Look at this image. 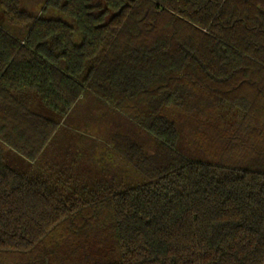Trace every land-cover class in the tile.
I'll return each mask as SVG.
<instances>
[{
	"label": "trees",
	"instance_id": "obj_1",
	"mask_svg": "<svg viewBox=\"0 0 264 264\" xmlns=\"http://www.w3.org/2000/svg\"><path fill=\"white\" fill-rule=\"evenodd\" d=\"M0 10V264H264V0Z\"/></svg>",
	"mask_w": 264,
	"mask_h": 264
},
{
	"label": "rangeland",
	"instance_id": "obj_2",
	"mask_svg": "<svg viewBox=\"0 0 264 264\" xmlns=\"http://www.w3.org/2000/svg\"><path fill=\"white\" fill-rule=\"evenodd\" d=\"M46 16L48 17V18H62V19H65V20H67L66 18H64L62 15H60V14H58L56 11H54V10H49L48 12H47V14H46ZM5 24V21H4V19H3V17H2V13H1V10H0V25H4ZM36 107V111H39L40 113H44V112H49V113H51V114H53L50 110H48L46 107H44L41 103H39L38 101H34V103L33 104H31V109H34ZM37 108L39 109V110H37ZM142 136V135H141ZM144 139H146L147 137L146 136H144L143 137ZM182 139L184 140V137L182 136ZM184 142V145H185V141H183ZM153 148V143L152 142H149L148 143V148H147V150H151ZM5 153L6 154H11V155H14V156H16L17 158H19L17 155H15V153H13L12 151H10V150H8V149H6L5 150ZM7 158H8V160L11 162V163H18V161L16 160V159H14L13 157H10L9 155L7 156Z\"/></svg>",
	"mask_w": 264,
	"mask_h": 264
}]
</instances>
